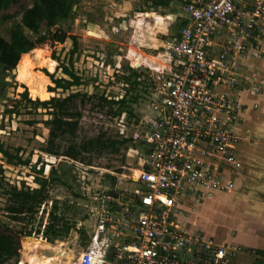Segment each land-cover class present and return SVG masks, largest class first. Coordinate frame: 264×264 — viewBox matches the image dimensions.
I'll use <instances>...</instances> for the list:
<instances>
[{"label": "rangeland", "instance_id": "rangeland-1", "mask_svg": "<svg viewBox=\"0 0 264 264\" xmlns=\"http://www.w3.org/2000/svg\"><path fill=\"white\" fill-rule=\"evenodd\" d=\"M37 2L17 0L0 11V38L8 40L9 30H20L33 39L44 40L35 47L38 54L59 60L52 59L56 62L55 69L49 70L38 65L30 51L27 57L32 65L30 73L25 71L26 66H31L29 64L23 71L21 67L22 73L18 75L16 68L13 78L0 74V87L5 90V98H0V145L16 157L11 165L0 155V223L18 235L20 254L15 264H24L22 255L27 245L37 247L45 257L64 260L72 255L70 264H77L85 241L93 232L95 218H88L90 207L97 206L101 197H109L117 205L119 203V207L125 206L131 192L139 188L134 179L142 157L136 147L137 140L133 138L142 135L151 115L150 104L158 96L156 85L159 86L153 67L161 64L162 56L169 57L166 46L174 42L179 32L186 0H80L73 8V19L50 28L40 26L38 32H32L22 23V15ZM58 30L77 37L78 52L73 62L83 84L68 93L60 90L47 93L54 85L45 73L53 75L54 79L66 78L58 65L67 63L71 42L54 43L51 37ZM138 62L140 66L137 67ZM22 63L20 57L16 67ZM143 63L146 68L141 67ZM129 68L141 77V82L124 96L127 80L123 75ZM42 75L46 79H42ZM17 80L24 81L28 87ZM23 86L32 101L36 100L33 99L35 94L45 99L40 101H48L51 97L61 98L76 92L114 101L125 97V107L108 104L97 108L93 101L88 103L87 108L81 109L83 118L75 136L78 140L103 135V141H127L117 145V151L108 149L85 154L80 161L48 154L46 150L51 140L55 150L60 146L58 152H62L74 139L68 136L51 138L44 124L51 119L49 111L25 102ZM6 104L17 113L5 114ZM18 158L29 164L19 165ZM39 171V177L47 179L48 184L33 214L26 215L23 220L12 218L7 212L12 204L9 191L21 187L38 188L34 179ZM204 201L189 208L194 210ZM120 222L119 217L117 226ZM224 227L226 229L227 225L214 221L212 230L221 233Z\"/></svg>", "mask_w": 264, "mask_h": 264}, {"label": "built area", "instance_id": "built-area-1", "mask_svg": "<svg viewBox=\"0 0 264 264\" xmlns=\"http://www.w3.org/2000/svg\"><path fill=\"white\" fill-rule=\"evenodd\" d=\"M183 18L169 57L153 67L158 96L133 138L139 188L125 206L101 197L90 207L93 232L77 264H231L239 251L189 235L183 215L233 188L221 175L239 142L243 96L261 92L247 62L263 52L264 0H186Z\"/></svg>", "mask_w": 264, "mask_h": 264}, {"label": "trees", "instance_id": "trees-1", "mask_svg": "<svg viewBox=\"0 0 264 264\" xmlns=\"http://www.w3.org/2000/svg\"><path fill=\"white\" fill-rule=\"evenodd\" d=\"M16 1L17 0H0V11L8 8ZM79 1L80 0H38V2L32 7L23 12L22 23L32 32H38L40 26L50 28L56 25H63L66 21L73 19V8L79 3ZM150 17L152 18L153 15H150ZM8 35V40L0 38V74L4 77L13 78L16 68L18 75L21 71V67L23 71L24 67L30 64L28 59L30 51H32L36 45L43 44L44 40L33 39L17 29L9 30ZM51 39L54 43L58 44H63L66 40H69L71 42V49L68 51L67 63H60L58 65L61 73L66 78L54 79L53 75L45 73V77L54 85L53 88L49 87L46 92L51 93L60 90L63 93H68L72 88L79 87L83 84L81 77L77 75L74 69L73 62V58L78 52L77 37L67 33L65 30H58L52 34ZM20 57H22L24 64L22 63L23 65L21 64V66L16 67ZM52 59L59 61L58 58L54 56ZM123 76V78L127 80L126 92L124 94V96H126V94L133 90V88L140 85L139 82H141V80L138 81L140 76L131 68L126 69L125 75ZM43 77L44 76L42 75V79ZM17 81L26 85L24 81ZM23 88L22 99L25 100V102L31 103L35 107L41 106L49 111L51 119L44 121V124L46 128H49L51 138H64L65 136H68L74 139V142L71 140V143L62 152H58L60 146L55 150L52 146L51 140V146L46 150L48 154L63 156L73 161H80L84 160L85 154H93L94 152L102 153L108 149L111 151H117L115 147H117V145L120 146L127 141V139H122L121 141H109L108 139L107 141H103V135L93 139L78 140L75 136L78 124L83 118V112L81 109L87 108L88 103L93 101L97 108H102V106L108 104L125 107L127 105L125 97L114 101L96 95H87L76 92L70 93L61 98L51 97L48 101H40L45 99H41L35 94L33 99L36 100L32 101L28 97V91L25 86H23ZM29 96L31 97L30 93ZM0 98H5V90L3 87H0ZM9 102L10 101H7V103ZM10 106L11 105L9 104L4 106L5 114H16L17 111H13V107ZM0 155L5 159L7 164L12 165L13 161L16 160V157L3 150L1 145ZM17 162L19 165L29 164L28 161H23L20 158H18ZM40 172L41 171H39L38 176L34 179L38 188L31 189L30 187H21L20 189L13 188L9 191L12 204L7 208V212L12 218L23 220L26 215L33 214L35 205L42 197L48 184L47 179L39 177ZM19 254L20 244L18 241V235L13 232L11 228L0 223V264H8L11 261H13V264L17 263ZM254 255L258 257V259H255L254 264H264V252L256 251L254 252ZM72 259V255L64 260L60 257H45L42 251L33 245L25 246L22 255L24 264H70Z\"/></svg>", "mask_w": 264, "mask_h": 264}, {"label": "crops", "instance_id": "crops-1", "mask_svg": "<svg viewBox=\"0 0 264 264\" xmlns=\"http://www.w3.org/2000/svg\"><path fill=\"white\" fill-rule=\"evenodd\" d=\"M262 48L259 57L247 62L261 92L243 96L244 109L232 128L239 142L221 175L233 188L213 193L194 210L186 208L183 215L189 235L239 249L231 256V264H254L258 259L254 252H264V39ZM214 221L227 228L213 232Z\"/></svg>", "mask_w": 264, "mask_h": 264}, {"label": "bare ground", "instance_id": "bare-ground-1", "mask_svg": "<svg viewBox=\"0 0 264 264\" xmlns=\"http://www.w3.org/2000/svg\"><path fill=\"white\" fill-rule=\"evenodd\" d=\"M31 52L35 56V59H36V62L38 65L44 66V67L48 68L49 70H52V68H54V66L56 65V62L54 60L47 59L43 55L38 54L37 51L35 50V48ZM31 67H32V65L26 66L25 71L30 73Z\"/></svg>", "mask_w": 264, "mask_h": 264}, {"label": "water", "instance_id": "water-1", "mask_svg": "<svg viewBox=\"0 0 264 264\" xmlns=\"http://www.w3.org/2000/svg\"><path fill=\"white\" fill-rule=\"evenodd\" d=\"M18 241H19V238H18Z\"/></svg>", "mask_w": 264, "mask_h": 264}]
</instances>
